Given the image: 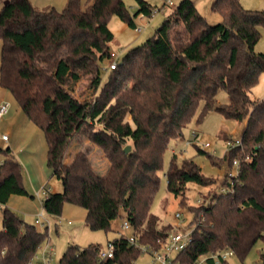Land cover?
Wrapping results in <instances>:
<instances>
[{
  "label": "trees",
  "instance_id": "trees-1",
  "mask_svg": "<svg viewBox=\"0 0 264 264\" xmlns=\"http://www.w3.org/2000/svg\"><path fill=\"white\" fill-rule=\"evenodd\" d=\"M213 7L222 21L209 22L193 0H180L151 37L131 47L116 68L107 69L95 102L77 109L54 88L56 70L75 61L100 74L101 62L111 53V16L136 27L135 17L151 16L154 6L137 0L132 15L125 0H92L86 6L81 0H67L61 10L37 7L31 0L3 2L0 84L44 131L48 164L63 182L62 191H50L44 199L46 212L60 215L65 202L79 204L86 209V226L93 230H109L114 220L124 217L138 244L162 249L176 229L151 211L161 181L159 171L170 142L183 136L203 101L198 120L218 111L244 123L242 146L229 149L223 157L232 164L237 158L239 172L234 177L225 174L221 184L226 191L209 193L201 204L189 207L194 213L192 240L175 260L195 264L220 249H232L243 257L257 238L264 237V100L252 95L264 74V52L255 49L264 11L246 9L240 0H214ZM221 88L228 94L224 104L217 100ZM85 125L94 127L90 138L111 162L106 175L96 172L84 151L71 165L64 162L72 138ZM130 140L131 149L126 151ZM0 153V264H31L48 232L7 206L12 195L30 193L12 148L0 147ZM175 159L174 152L165 173L167 188L182 204L189 182L206 186L217 182L193 158L181 164ZM112 243L114 256L101 264H134L132 259L142 252L125 234ZM100 249L99 244H71L58 264H94ZM206 264L230 263L228 259L216 263L209 256ZM259 264H264V252Z\"/></svg>",
  "mask_w": 264,
  "mask_h": 264
},
{
  "label": "rangeland",
  "instance_id": "rangeland-1",
  "mask_svg": "<svg viewBox=\"0 0 264 264\" xmlns=\"http://www.w3.org/2000/svg\"><path fill=\"white\" fill-rule=\"evenodd\" d=\"M52 1L54 2L52 6H55L59 10L63 9L67 2V0ZM91 1L81 0L83 6L88 5ZM148 1L154 6L153 13L151 16L140 14L135 17L136 27L129 26L116 14L112 15L109 19V27L114 33L113 40L110 42V51L115 53L117 60H121L131 47L151 37L169 12L180 2V0ZM193 1L209 22L216 23L223 20L221 13L213 7L214 0ZM240 1L246 9L264 11V0ZM125 2L129 12L133 15L137 8V0H125ZM2 4L3 2L0 0V9ZM37 7L43 8L45 6ZM137 26H141V31L137 30ZM260 29L261 37L256 43L255 49L256 51L264 52V27L261 26ZM110 62V58H106L101 62L102 72L96 74L91 68H83L77 62L72 61L56 70L58 78L52 84L61 98L66 99L74 108L81 109L83 104L95 102L99 95H101L102 87L108 77L106 73ZM72 64H75V67ZM252 95L256 100H264V74L260 76L259 81L253 87ZM9 99L14 107H19L11 93ZM217 100L220 104L228 102V94L225 89H219ZM202 108L203 101H200L193 117L183 130V136L178 139H173L165 151L163 166L159 171L161 177L160 185L151 204V211L159 216L163 222L170 223L174 226L176 231L181 234L192 232L195 226L194 213L189 207L201 204L203 196H208L209 193H220L223 190L221 181L225 174L231 169L233 171L236 170V166L229 163V160L223 157L229 150L228 140L239 138L244 128L243 122L226 118L218 111H212L203 120H198ZM19 109L22 113V118L16 121L15 129L16 133L23 132L24 141L31 143L32 153L27 158L30 172L25 167L24 161L17 156L15 143L18 137L16 133L14 136L12 135L5 117L0 119V147L6 148L10 146L12 148L16 158L22 164L24 184L28 192L33 194L34 197L30 196V194H15L10 197L7 206L23 220L35 224L41 231L48 232V238L40 247H45L48 242L53 247L52 264H58L60 262L62 255L71 244H76L80 247L99 244L101 248L106 249L114 239L121 237V234L129 236L132 230L122 227L124 217H119L114 220L109 230H93L86 226V209L79 204L65 202L60 215L48 213L43 209L37 197V191L44 184L51 187V191H62L63 182L60 178L52 174V168L48 164V144L44 131L26 116L21 107ZM94 127H98V124H95ZM94 127L85 125L75 134L65 153L64 162L71 165L77 154L80 151H84L96 172L101 175H106L111 167V162L105 150L90 138L89 132ZM194 132H197L196 137L194 136ZM4 133L10 134L12 139L10 141L3 140L2 135ZM224 134H227L229 139H226ZM207 142L211 145L204 147V144ZM131 144L132 141L130 140L128 145L131 146ZM199 148L204 149L205 152L199 151ZM174 152L176 153L175 160L178 164H181L185 159L193 158L200 165L202 172L206 176L216 178L217 180L215 184L208 186L189 182L186 203L184 204L181 203L180 197H176L167 188L165 173L168 170ZM2 159L3 154L0 153V162ZM2 208L3 206L0 205V229L3 228ZM42 210L47 219L45 224H41L38 217ZM177 212L181 213L182 216L180 218L176 216ZM166 242L163 243V248L158 253L164 254L168 252V259L175 260L179 250L173 249L169 252L168 247H164ZM262 252H264V237L261 236L253 243L245 256L240 257L237 253H234L228 258V262L230 264H259L261 262ZM38 256H41L40 248L31 264H38ZM132 260L134 264H162L161 261L155 260L154 253L148 251L140 252Z\"/></svg>",
  "mask_w": 264,
  "mask_h": 264
},
{
  "label": "built area",
  "instance_id": "built-area-1",
  "mask_svg": "<svg viewBox=\"0 0 264 264\" xmlns=\"http://www.w3.org/2000/svg\"><path fill=\"white\" fill-rule=\"evenodd\" d=\"M137 30L141 31V26H137ZM109 58L111 59V62L109 64L108 69L116 68L120 60L116 59V55L114 52L110 53ZM9 109H10V102L8 100L0 101V119H2L9 112ZM2 137L5 140L9 139L8 134H4ZM210 145L211 144L209 142H207L204 144V147H207ZM240 146H242L241 137H239L237 139H229L228 140V148L229 149L240 147ZM233 164L236 166V170L235 171H233V169L229 170L227 172V175L229 177H234L239 172V160L237 158L233 160ZM227 189L228 188H223V190H225V191ZM50 191H51V187H49L47 185L42 186L41 189L39 191H37L36 194H37V197L39 198V201H40L42 207L44 204V199L49 195ZM176 216H178L180 218L182 215L180 212H177ZM38 217H39V221L41 222V224H45L47 219L44 216L43 210L39 213ZM122 227L125 229H132V225L127 219L123 220ZM191 240H192V232H189L186 234H181L178 231H174L168 237V240H167L164 247H168L169 252L173 249L182 250L186 246H188V244L191 242ZM128 241L130 244H135V245L139 246L142 252L148 251V252L154 253L155 260L161 261L162 264H179L176 260L168 259V256H169L168 252H166L164 254L158 253L159 249H152L147 245L138 244L137 237H135L132 234H130L128 236ZM40 249H41V256L40 257L38 256V258H39L38 264H52L53 247L50 245V243L49 242L46 243L45 247H40ZM233 254H234V251L232 249H220V250H217L215 252H211L209 256L213 257L215 259L216 263H218L222 259H228ZM113 256H114V245L111 242L109 244L108 248H106V249L101 248L100 249L98 261L94 264H101V262L104 259H107V258H110ZM209 256L200 257L198 259V261H196L195 264H206L207 263V257H209Z\"/></svg>",
  "mask_w": 264,
  "mask_h": 264
},
{
  "label": "crops",
  "instance_id": "crops-1",
  "mask_svg": "<svg viewBox=\"0 0 264 264\" xmlns=\"http://www.w3.org/2000/svg\"><path fill=\"white\" fill-rule=\"evenodd\" d=\"M1 1L4 2L5 0H1ZM31 1L35 5H37V6H50V5H53V3H54L52 0H31ZM10 93L11 92L7 88L1 86V84H0V101H2V100H8L10 102L11 101L9 99ZM19 107H14L13 104L10 103L9 112L7 113V115L4 116L5 117V120L8 121V128L12 132V135L13 136L16 133V129H15L16 121L19 120V118H22L21 117L22 116L21 115L22 113H21ZM16 134H17V137H18V139H17V141L15 143V149L17 150V156H18L19 159H21L22 161H24L25 167L30 172V167L28 165L27 158H28V155L32 153L31 147H30L31 143L28 142V141H24V139H23V132L22 133H16ZM8 136H9V139L8 140L3 139V137H2V139L5 140V141H10L12 138H11L10 134H8ZM44 185H46V184H44Z\"/></svg>",
  "mask_w": 264,
  "mask_h": 264
},
{
  "label": "water",
  "instance_id": "water-1",
  "mask_svg": "<svg viewBox=\"0 0 264 264\" xmlns=\"http://www.w3.org/2000/svg\"><path fill=\"white\" fill-rule=\"evenodd\" d=\"M130 149H131L130 145H127L126 148H125L126 151H129Z\"/></svg>",
  "mask_w": 264,
  "mask_h": 264
}]
</instances>
